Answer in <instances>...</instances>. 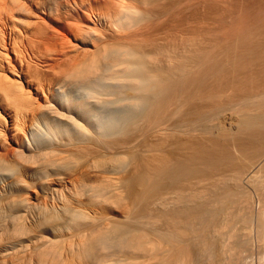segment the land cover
I'll use <instances>...</instances> for the list:
<instances>
[{
  "label": "bare ground",
  "instance_id": "obj_1",
  "mask_svg": "<svg viewBox=\"0 0 264 264\" xmlns=\"http://www.w3.org/2000/svg\"><path fill=\"white\" fill-rule=\"evenodd\" d=\"M255 9L0 0V264H264L218 223L264 206Z\"/></svg>",
  "mask_w": 264,
  "mask_h": 264
},
{
  "label": "rangeland",
  "instance_id": "obj_2",
  "mask_svg": "<svg viewBox=\"0 0 264 264\" xmlns=\"http://www.w3.org/2000/svg\"><path fill=\"white\" fill-rule=\"evenodd\" d=\"M243 1V3L244 4H246L247 3V6H251V8H257V9H255V10H258V8H260V6L261 5H264V3H262V2H264V0H246V2H244V0H242ZM262 1V2H261ZM259 4H261L260 6H259ZM72 165H74V164H72ZM74 167V166H73ZM70 169H72V168H70ZM74 169H75V171H77L76 170V168L74 167ZM73 171V170H72ZM262 174H264V173H262ZM262 179H260L259 177ZM258 176H257V178L256 179H258L259 181H261V182H264V175H259L258 174ZM257 180V181H258ZM259 181L258 182H256V180H255V182L256 183H259ZM260 182V185H264V184H262ZM27 183V184H26ZM29 183H30V181H26L25 180V184L26 185H28L29 187L28 188H30V185H31V183H30V185H29ZM256 185H258V184H256ZM255 184L253 185H251L252 186V189L250 188V186L248 185V187L247 186H245L244 188H243V192H244V194L245 195H247V198L249 199V200H251L250 198H252L253 196H254V198H252V201H251V203H250V205L249 206H252V204L253 205H255L256 203H257V196H259V195H257V194H255L254 192H256L257 191V189L254 187V186H256ZM260 185H259V187H260ZM33 184H32V186H31V188L32 189H29L28 191L29 192H27V193H32L33 194V192L34 193H36V188H35V186H34V188H33ZM257 187V186H256ZM261 187H264V186H261ZM248 188V189H247ZM258 188V187H257ZM254 189V190H253ZM248 192H247V191ZM256 190V191H255ZM261 191V188L260 189H258V191ZM253 191V192H252ZM257 191V192H258ZM246 192V193H245ZM256 192V193H257ZM254 193V194H253ZM259 194H260V192H259ZM257 195V196H256ZM250 197V198H249ZM255 201H254V200ZM248 200V201H249ZM233 202H235V203H232L231 202V204H229V206H231V207H226V209H224V211L222 212V215H223V217L221 216V215H219V218H218V223H224L226 220L228 221V223H230V222H232V223H230V224H232V225H234V226H232L233 227V230H232V228H231V230H226V229H224V232L223 231H221L222 233H220V234H222V235H224V234H231L232 233V235H233V232H236V233H234V235H236L235 236V239L236 238H238L239 237V235H240V237H239V239H237V241L238 240H240L241 242H242V244H246V242H247V246L249 247V248H253L254 247V249H253V256L254 257H256V258H262V259H264V253H262V252H264V248H262V247H264V241H262L261 242V239L258 241V238H260V234L259 233H257V234H259L258 236L259 237H257V234H256V232L255 231H257V217H261L262 216V214L260 215L259 214V212H261V213H264V210H262V209H264V206H262L261 204V206H259V204L256 206H253V207H255V208H252V207H248V205L247 204H243L244 202H242V204H240L241 202L240 201H238V203L236 202V201H233ZM250 202V201H249ZM253 202V203H252ZM247 203V202H246ZM245 205H247V207L245 206ZM241 206V207H240ZM256 207H258V208H256ZM245 208V209H244ZM252 208V209H251ZM261 209V211H258L257 209ZM228 209V210H227ZM245 211H244V210ZM226 211V212H225ZM236 211H238V213L236 212ZM244 211V212H243ZM250 211V212H249ZM258 211V212H257ZM236 212V213H235ZM246 213V214H245ZM226 214V215H225ZM239 214V215H238ZM241 216H242V218H241ZM226 217V218H225ZM235 217V218H234ZM249 217V219L251 220H249V219H247ZM251 217V218H250ZM223 218V219H222ZM230 218H231V220H230ZM237 218V219H236ZM234 219V220H233ZM235 219H236V221H235ZM245 219H246V221H245ZM259 219V218H258ZM220 220H222V221H220ZM230 220V221H229ZM255 220V221H254ZM245 221V222H244ZM254 222H255V224H254ZM217 223V222H216ZM236 223V224H235ZM251 223V224H250ZM253 223V224H252ZM230 224H229V227H230ZM250 224V225H249ZM218 225V224H217ZM228 225V224H227ZM241 225V226H240ZM246 225V226H245ZM255 225V226H254ZM219 226H220V224H219ZM239 226V227H238ZM251 226H252V228H251ZM236 227V228H235ZM243 227V229L242 230H240L241 228ZM250 227V228H249ZM230 229V228H229ZM236 229V230H235ZM226 230V231H225ZM240 230V231H239ZM247 230V231H246ZM228 231V233H225V232H227ZM229 231H230V233H229ZM246 232H249L248 233V236L247 235H244ZM258 232V231H257ZM237 233L239 234V235H237ZM247 234V233H246ZM253 236H255V237H253ZM253 237V239H251ZM245 240L246 239V241H245V243L243 242V239ZM251 239V240H250ZM250 240V241H249ZM253 240V241H252ZM251 242V243H249V242ZM258 241V242H257ZM252 242H253V244H252ZM259 243H261V244H259ZM248 244H250V245H248ZM251 245L253 246V247H251ZM246 246V247H247ZM258 248H257V247ZM260 248V249H259ZM262 248V249H261ZM258 250H259V252H258ZM257 251V252H256ZM207 252V251H206ZM206 252H201V254H199L200 256H199V258H198V260H200L199 261V263H198V261H197V263L198 264H211V262H210V260L209 259H207L206 257H208L207 255H208V253L206 254ZM259 253H262V254H259ZM203 254H205V256L206 257H203L204 255ZM258 255V256H257ZM200 257H202V258H204V259H201ZM209 258V257H208ZM255 258V259H256ZM205 259L207 260V262L205 261ZM202 260V261H201ZM203 261H205V263L203 262ZM213 263V262H212ZM217 263V262H216ZM213 264H215V263H213Z\"/></svg>",
  "mask_w": 264,
  "mask_h": 264
}]
</instances>
